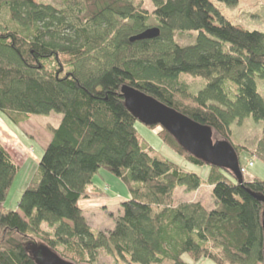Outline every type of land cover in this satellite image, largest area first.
<instances>
[{
  "label": "trees",
  "instance_id": "1",
  "mask_svg": "<svg viewBox=\"0 0 264 264\" xmlns=\"http://www.w3.org/2000/svg\"><path fill=\"white\" fill-rule=\"evenodd\" d=\"M151 2L153 11L147 0H0V114L15 124L62 115L47 125L52 139L18 210L3 205L20 167L0 142V264H38L31 246L39 243L74 264H95L101 253L119 264H192L185 255L264 264V180L240 183L158 125L170 150L210 172L204 179L184 170L139 136L122 94L138 89L211 127L232 144L240 169L244 151L264 160V128L254 151L230 138L246 118L264 123V31L233 24L213 0ZM152 27L158 37L131 41ZM191 32L194 43L177 42ZM183 74L206 85L193 91ZM102 169L131 199L113 229L95 231L80 201L98 196L90 188ZM205 184L213 208L175 200L178 188Z\"/></svg>",
  "mask_w": 264,
  "mask_h": 264
},
{
  "label": "rangeland",
  "instance_id": "2",
  "mask_svg": "<svg viewBox=\"0 0 264 264\" xmlns=\"http://www.w3.org/2000/svg\"><path fill=\"white\" fill-rule=\"evenodd\" d=\"M59 3V0H48ZM220 12L233 24L241 25L250 30L264 31V0H240L238 4L229 6L225 3L213 0ZM147 7L153 11L154 5L151 0H147ZM150 23L155 25L153 17ZM193 35V37L191 35ZM197 32L189 34H176V40L181 45L192 44L195 42ZM182 78L187 80L193 91H197L206 85V79L201 77H193L189 74H183ZM260 92L264 95V81L258 79ZM202 83V84H201ZM201 88V89H202ZM62 119V115L52 113L50 115H31L28 120L20 124L9 121L5 116L0 114V142L10 152L19 165V171L15 177L13 186L3 205L9 210H18V203L25 188L35 178L40 159L44 153L45 146L52 139L51 134L47 130V125L52 124L58 126ZM264 123L257 122L253 118H246L242 123H235L232 126L231 141L236 145L247 147L250 151H254L258 142L262 138ZM136 129L141 138L149 145L154 147L162 156L171 161L179 160V165L187 170L190 167H196L185 161L180 156L170 150L161 140L159 136L160 126H146L141 122L136 123ZM225 140L213 132V141ZM242 168L246 171L241 173L244 175L245 181H253L258 178L264 180V160L252 156L249 152H242L240 155ZM178 162V161H177ZM253 162V165L251 164ZM205 168V167H204ZM207 169V167L205 168ZM191 172V171H190ZM200 175V174H199ZM205 176V173L203 174ZM208 176L204 177L207 179ZM92 194H100L95 190H107L108 196L102 201H85L83 200L85 216L91 224L93 230H110L115 226V218L123 215L122 203L129 196L126 184L116 175L108 170L102 169L93 178L90 188ZM95 189V190H94ZM95 196V195H94ZM89 199H99L98 196ZM94 199V200H95ZM200 200L206 207L213 208L215 200L212 196V186L203 185L197 191L188 192L184 187L177 189L175 200L177 202L184 200ZM45 246L42 243L33 244L31 250ZM214 253L218 254L219 250L214 249ZM185 260L192 264H218L216 261L208 258L193 260L185 255ZM95 264H119L116 259L107 253H101Z\"/></svg>",
  "mask_w": 264,
  "mask_h": 264
},
{
  "label": "water",
  "instance_id": "3",
  "mask_svg": "<svg viewBox=\"0 0 264 264\" xmlns=\"http://www.w3.org/2000/svg\"><path fill=\"white\" fill-rule=\"evenodd\" d=\"M159 35L160 29L152 27L132 37L131 41L153 39ZM122 94L127 108L139 122L146 126L160 125L192 155L209 165L230 170L243 183L244 178L232 144L228 140L214 142L211 127L196 122L138 89L124 86ZM31 252L38 264H74L64 260L46 245Z\"/></svg>",
  "mask_w": 264,
  "mask_h": 264
},
{
  "label": "crops",
  "instance_id": "4",
  "mask_svg": "<svg viewBox=\"0 0 264 264\" xmlns=\"http://www.w3.org/2000/svg\"><path fill=\"white\" fill-rule=\"evenodd\" d=\"M49 141H51V139L49 140ZM49 143L50 142H48V145H49ZM47 145V146H48ZM47 146H45V149H46V147ZM178 161V162H177ZM174 162H176L177 164H179V160H174ZM206 168V167H205ZM204 167H190L189 169H188V171H191V172H195V173H197V174H200L203 178L204 177H206V176H208L209 175V172H210V169L207 167V169H205ZM205 173V176H203V174ZM95 190V189H94ZM97 191H99L98 193L100 194V196H98V198L99 199H95V198H93V199H83V200H85V201H89V200H93V201H102V200H104V198H106V196H108V194H107V190H97ZM95 197V196H94ZM97 197V196H96ZM95 199V200H94ZM131 199V196H130V193H129V196H128V198L126 199V201H128V200H130ZM83 200H81L80 201V206L82 207V209L84 210V212H85V207H84V204H83ZM184 201H200V200H194V199H191V200H184ZM89 222V221H88ZM91 225V224H90ZM92 227V226H91Z\"/></svg>",
  "mask_w": 264,
  "mask_h": 264
},
{
  "label": "built area",
  "instance_id": "5",
  "mask_svg": "<svg viewBox=\"0 0 264 264\" xmlns=\"http://www.w3.org/2000/svg\"><path fill=\"white\" fill-rule=\"evenodd\" d=\"M251 164L253 165V162H252ZM241 171H242V173H243V172H245V171H246V169H245V168H242V170H241Z\"/></svg>",
  "mask_w": 264,
  "mask_h": 264
}]
</instances>
